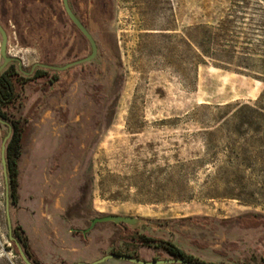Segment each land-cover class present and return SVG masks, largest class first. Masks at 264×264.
Wrapping results in <instances>:
<instances>
[{"label":"rangeland","instance_id":"374dc122","mask_svg":"<svg viewBox=\"0 0 264 264\" xmlns=\"http://www.w3.org/2000/svg\"><path fill=\"white\" fill-rule=\"evenodd\" d=\"M68 3L97 56L41 69L17 93L26 136L11 237L19 228L40 264L172 259L139 237L203 264H264V0ZM0 26L26 73L90 55L61 0H0ZM106 216L146 225L90 228ZM246 217L262 225L234 222ZM15 250L0 163V264H24Z\"/></svg>","mask_w":264,"mask_h":264},{"label":"trees","instance_id":"16d2710c","mask_svg":"<svg viewBox=\"0 0 264 264\" xmlns=\"http://www.w3.org/2000/svg\"><path fill=\"white\" fill-rule=\"evenodd\" d=\"M44 78H47V73L41 69H35L31 76H23L18 71L17 64L15 63L9 64L0 73V120L5 122L11 131L10 138L7 141L5 148L8 198L10 206H15L17 203L18 162L21 156L23 142L26 136L25 124L20 120H16L13 117L11 110L14 109L17 100V93L19 90H21L27 83L42 80ZM50 80L51 83L57 82V74L52 75ZM5 128L7 129V127ZM230 222L233 221H229V223ZM234 222H236L238 226L243 229L257 228L262 225L261 221L255 220L250 217L238 218L234 220ZM12 235L14 236V242L11 241V243H13L14 245L15 243H17L21 247L28 261L31 264H40L30 253L28 243L26 238L24 237L23 232L19 228H17L12 232ZM137 240H139L137 241L138 244L163 249L166 254L176 260H182L189 263L197 262L193 260L192 257L186 255L183 251L177 249L172 244L168 243L164 245L160 242L144 237H139ZM15 254L18 255L16 250ZM116 255L119 254L116 253ZM125 256L132 259H137L136 256Z\"/></svg>","mask_w":264,"mask_h":264},{"label":"water","instance_id":"95a60500","mask_svg":"<svg viewBox=\"0 0 264 264\" xmlns=\"http://www.w3.org/2000/svg\"><path fill=\"white\" fill-rule=\"evenodd\" d=\"M62 3V8L63 11L70 21V23L73 25V27L80 33V35L87 41L89 47H90V55L84 59L75 61L73 63H70L64 67H53V66H47V65H34L31 67L30 71L28 73L24 72L22 70V65L18 59L9 57L6 52V47H7V37L5 32L0 26V38H1V43H0V58L2 60V65L0 66V73L9 65L12 63L17 64L18 71L23 75V76H31L35 69H43V70H48L52 72H58V73H63L71 68L78 67L84 64H88L92 62L96 56H97V46L86 28L80 23V21L76 18L74 13L72 12L68 0H61ZM0 126L7 127V135L2 141V146H1V153H0V163L2 167V174H3V179H4V184H5V208H6V222H7V227H8V238L10 241L14 242V239L11 237V222H10V216H9V203H8V181H7V174H6V161H5V148H6V143L10 138L11 131L10 128L7 126V124L3 121L0 120ZM104 223H111L116 226H126L131 229H136L138 227H142L146 225V222L137 218H132V217H119V216H106L98 219H94L90 222V228H92L96 224H104ZM89 229L84 231V233L88 232ZM15 247L17 249L18 255L20 259L23 261L24 264H31L27 257L25 256L24 252L22 251L21 247L15 243ZM108 260H117V261H122V262H127L130 264H203L199 262H185L182 260H176L174 258L170 260H159V261H151V262H145L141 261L138 259H132L127 256H118L114 254H110L108 256H105L101 258L99 261L94 262L93 264H102Z\"/></svg>","mask_w":264,"mask_h":264},{"label":"flooded vegetation","instance_id":"af4514ba","mask_svg":"<svg viewBox=\"0 0 264 264\" xmlns=\"http://www.w3.org/2000/svg\"><path fill=\"white\" fill-rule=\"evenodd\" d=\"M114 255H116V253H113ZM118 256H123V255H118Z\"/></svg>","mask_w":264,"mask_h":264}]
</instances>
